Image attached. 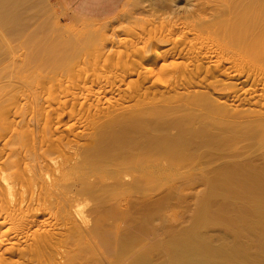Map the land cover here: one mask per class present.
Listing matches in <instances>:
<instances>
[{
    "label": "bare ground",
    "instance_id": "6f19581e",
    "mask_svg": "<svg viewBox=\"0 0 264 264\" xmlns=\"http://www.w3.org/2000/svg\"><path fill=\"white\" fill-rule=\"evenodd\" d=\"M180 2L172 0L162 24L185 32L187 46L173 53L186 61L161 67V50L144 60L150 76L200 80H163L167 90L120 102L107 89L84 93L86 74L66 82L49 73L85 51L104 52L106 23L53 35L45 44L53 18L30 23L48 13L47 0H0V54L16 48L8 41L22 44L16 49L38 48L12 69L50 75L14 97L16 104L27 101L23 112L0 110V264H125L128 258L129 264H264V0ZM51 77L66 83L54 90ZM240 154L247 159L241 165L222 161L199 171ZM197 175L207 192L190 228L163 244L149 238L146 226L123 229L120 204H152V220L168 204L151 197L178 193L177 182ZM201 227L221 233L212 237Z\"/></svg>",
    "mask_w": 264,
    "mask_h": 264
},
{
    "label": "rangeland",
    "instance_id": "374dc122",
    "mask_svg": "<svg viewBox=\"0 0 264 264\" xmlns=\"http://www.w3.org/2000/svg\"><path fill=\"white\" fill-rule=\"evenodd\" d=\"M186 1L187 0H181L180 5H184ZM47 3H48V13L47 14L44 13L40 17H36L35 20L37 21L32 19V22L30 23V27L31 26L34 27V25H37V23H42V21H44L47 17L53 18L52 24L49 27L50 34H47L49 36H46L47 38H43L42 41L45 44L52 42V39H54V37H52L53 35L55 36L56 34L63 35L60 34L62 32H64V34L66 35L67 34L66 31L68 32L71 31L75 33V32H80L81 30H83L85 27L88 26L94 28L104 26V24H101L104 21L102 19L92 20V19H83L77 17L65 5L63 0H47ZM169 4L170 5L172 4V0H130L129 5H127L117 15H115V17H113V19L110 22H107L105 24V26L109 27L107 38H109L110 41L109 39L107 40L108 46H105L106 47L105 50L103 48L104 52H102V48L101 49L93 48L91 50H88V53L85 51L87 54L84 52L83 53L84 55L82 54L79 57L75 56V58L73 57L74 59L71 58L70 60L71 62L67 64L68 65L67 67H64L59 71H53L54 73L52 71H50L49 73L52 74L51 76H54L56 72V75L57 76L61 75L60 77L66 79L65 80L66 82H70L71 80L76 79L79 73L86 74L89 76L91 80H88L86 82L87 85L85 84L86 86L83 87V89L87 87L86 88L87 90L85 91L82 89L84 93L88 92L86 94L91 95L94 94V92L96 91L98 92L106 91L105 89H107V91L109 92L111 91L110 96L112 95L111 97H115V99H118L120 102L139 101L137 97H139L142 94H145V92L147 94H149L150 92L151 95H153L160 91H165V89L167 90L166 88L167 86L164 85H163L164 87L162 86L163 80H165L166 82L167 79L171 80V78L172 79L176 78L178 85L180 84L182 85L183 83L184 84L195 83L199 81L200 77L195 74H189V75L175 74V76L173 77L170 76V74L165 73L159 76L151 75L152 76L151 77L150 74L148 73L150 71H148L147 69H150L149 67H151V65L149 61H147L149 62L147 63L144 59L145 57H147V55L148 56L153 55V53L158 50L163 51L165 55V57L161 61V64H159V66L161 65V67L165 66V64L166 66H168L172 64L171 62L180 64L186 61L184 57H181L183 54L181 56L178 55L180 57H177L175 54L178 50H180V48L182 50L184 47L187 46V43L185 42L186 37L185 34H183L185 32L170 30L169 28L164 26L165 23L162 24L163 22L162 20L163 19L165 20L167 18L165 16L166 15L168 16L170 13L169 11H171L170 9L172 6H170ZM171 32H174L175 34ZM2 33L4 34V31L0 27V37ZM170 35L172 36V38L165 37V36L170 37ZM173 37L176 39H174ZM111 39H113L112 41L114 43L111 42ZM174 40L175 41L178 40L177 41L178 43L177 42L175 43ZM8 44H11L10 46L12 47H14L15 45L17 46L22 45L20 43L19 44L12 43V41H8ZM176 47L178 49L177 51L175 49ZM16 48L14 47V50L11 52H6L8 50H5L4 52H2L3 54H0V96H1L0 101H3V104L0 107L1 111L12 109L15 107L16 110H19V112H23V110H25L23 109V107H25L26 105L27 108L29 107L28 104H26L27 101L25 100L21 101L20 99L16 104V101H13L14 97L17 94L23 96L24 93H26V91L31 92L32 86H29L27 88L26 85L28 86L30 85L28 83L34 82V79L36 77H38V79L42 81L43 74L46 75L45 72L43 74L41 73L42 75L41 77L34 74L35 76L33 75L34 77L33 78L32 72H30L32 71V69L30 70L27 68L25 69V67L24 68L22 67L21 69V67L19 68V66H14L12 69L11 64L13 65L14 62L16 63L20 62V60H22V62L23 60L25 61L27 57L33 55L34 51L37 52L38 50V48L36 50L34 48L32 49L29 48L30 52H28L29 50L28 48L25 47L18 49ZM94 49H96V51ZM174 51L175 53H173ZM30 58H32V56L29 57V59ZM7 64L10 65H8L7 67ZM75 65L76 66L78 65L77 66L78 68ZM146 65H148L147 68ZM10 66L11 68H9ZM17 67L19 68L20 71L18 70ZM65 68L67 70L64 71ZM35 69L36 71H40L37 68ZM146 70L147 72H145ZM48 75L49 74H47L46 76ZM65 76L67 78H65ZM69 77H70V81H69ZM159 77H161V79ZM53 79L54 80L50 81L51 83L49 82L50 83L49 85L51 88L53 87V89L56 90L57 87L59 88L60 85L59 82L61 83L63 79L61 81L58 80L60 78L57 79L53 78ZM63 81L62 84L63 83L65 84L66 82ZM156 82L157 84L161 85L160 88L157 87ZM173 85H174L173 82H171L170 86ZM29 88L31 90H29ZM98 92H96V94ZM8 97L10 99L9 101L3 100L6 98L8 99ZM51 108H55V107L52 106ZM257 154L259 155L258 151ZM246 160H247L246 156H244L243 154L236 155L234 157H226L223 160H217V161L213 160V162L208 163L210 165L206 164L199 166V171L203 172L210 167H217L221 164L222 161H230V162H234L235 164H240L246 162ZM237 166L239 165H234L233 168H236ZM177 183H180L178 184V186L179 185L181 186L179 187L180 189H177V191L180 190L181 193L179 191L178 194L175 191L173 192L169 190H164V191L161 190L158 191L156 194H154L153 197H151L150 199L151 202H155L156 204L157 203L168 204V209H166V211L164 210L165 211L164 213L163 212L159 213L152 220H149V215L147 213V207L152 204H145V203L120 204V209L124 215V222L122 223L123 229L125 231L126 230L130 231L146 226L150 230L148 235L149 238L163 244L172 233L185 228H190L192 225H194V223L197 222V220L201 217V210L198 203L202 198H204L207 192L205 181L202 176L197 175L190 178L181 179ZM110 205L113 206V204H109L108 205L109 208ZM111 221L112 220H109V223ZM199 232L209 233V235H212V237H217L219 236V233H221L218 228L207 229L204 227L199 228ZM130 261L131 259L128 258L127 260H125V264L126 263L129 264ZM106 264H112V263L107 262Z\"/></svg>",
    "mask_w": 264,
    "mask_h": 264
},
{
    "label": "crops",
    "instance_id": "0c3cea01",
    "mask_svg": "<svg viewBox=\"0 0 264 264\" xmlns=\"http://www.w3.org/2000/svg\"><path fill=\"white\" fill-rule=\"evenodd\" d=\"M130 0H63L65 5L79 18L110 22ZM92 25V24H89Z\"/></svg>",
    "mask_w": 264,
    "mask_h": 264
}]
</instances>
